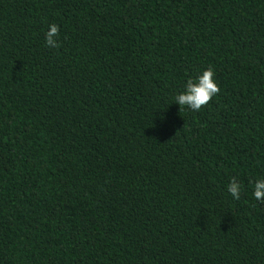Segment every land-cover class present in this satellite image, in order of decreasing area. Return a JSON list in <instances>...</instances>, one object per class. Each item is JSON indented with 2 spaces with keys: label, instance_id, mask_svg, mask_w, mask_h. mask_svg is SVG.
I'll return each mask as SVG.
<instances>
[{
  "label": "trees",
  "instance_id": "trees-1",
  "mask_svg": "<svg viewBox=\"0 0 264 264\" xmlns=\"http://www.w3.org/2000/svg\"><path fill=\"white\" fill-rule=\"evenodd\" d=\"M257 179L264 0H0V264H264Z\"/></svg>",
  "mask_w": 264,
  "mask_h": 264
},
{
  "label": "clouds",
  "instance_id": "clouds-1",
  "mask_svg": "<svg viewBox=\"0 0 264 264\" xmlns=\"http://www.w3.org/2000/svg\"><path fill=\"white\" fill-rule=\"evenodd\" d=\"M60 30L57 24H50L45 33V46L49 49L59 47ZM215 72L209 67L205 69L195 80L189 79L184 90L176 94L171 103L175 102L192 111H200L207 105L219 91V85L214 79ZM243 191V185L233 179L228 185V192L234 199H239ZM253 196L257 201L264 202V179H257L254 183Z\"/></svg>",
  "mask_w": 264,
  "mask_h": 264
}]
</instances>
